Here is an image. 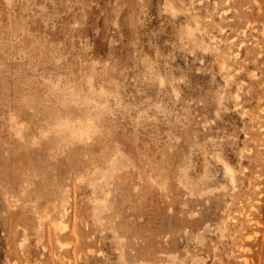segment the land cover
I'll list each match as a JSON object with an SVG mask.
<instances>
[{
  "label": "rangeland",
  "instance_id": "374dc122",
  "mask_svg": "<svg viewBox=\"0 0 264 264\" xmlns=\"http://www.w3.org/2000/svg\"><path fill=\"white\" fill-rule=\"evenodd\" d=\"M0 264H264V0H0Z\"/></svg>",
  "mask_w": 264,
  "mask_h": 264
},
{
  "label": "bare ground",
  "instance_id": "6f19581e",
  "mask_svg": "<svg viewBox=\"0 0 264 264\" xmlns=\"http://www.w3.org/2000/svg\"><path fill=\"white\" fill-rule=\"evenodd\" d=\"M58 225V224H57Z\"/></svg>",
  "mask_w": 264,
  "mask_h": 264
}]
</instances>
